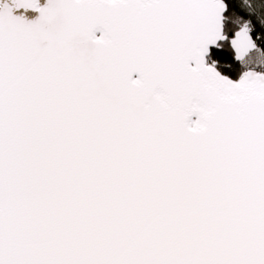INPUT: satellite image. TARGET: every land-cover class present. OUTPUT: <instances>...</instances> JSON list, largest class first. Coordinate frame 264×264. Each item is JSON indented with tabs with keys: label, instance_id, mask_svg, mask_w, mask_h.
Returning <instances> with one entry per match:
<instances>
[{
	"label": "snow or ice",
	"instance_id": "snow-or-ice-1",
	"mask_svg": "<svg viewBox=\"0 0 264 264\" xmlns=\"http://www.w3.org/2000/svg\"><path fill=\"white\" fill-rule=\"evenodd\" d=\"M0 264H264V0H0Z\"/></svg>",
	"mask_w": 264,
	"mask_h": 264
},
{
	"label": "water",
	"instance_id": "water-1",
	"mask_svg": "<svg viewBox=\"0 0 264 264\" xmlns=\"http://www.w3.org/2000/svg\"><path fill=\"white\" fill-rule=\"evenodd\" d=\"M43 2V0H41V3ZM26 15V17L28 18V19H32V18H34L35 17V13H31V12H29V13H26L25 14Z\"/></svg>",
	"mask_w": 264,
	"mask_h": 264
}]
</instances>
